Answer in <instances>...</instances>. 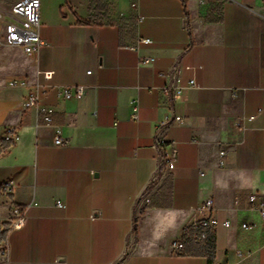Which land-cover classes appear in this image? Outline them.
<instances>
[{
    "label": "crops",
    "instance_id": "crops-1",
    "mask_svg": "<svg viewBox=\"0 0 264 264\" xmlns=\"http://www.w3.org/2000/svg\"><path fill=\"white\" fill-rule=\"evenodd\" d=\"M53 2L41 13L39 56L21 50L26 65L0 69V139L17 132L0 155V185L14 184L11 197L0 194V221L11 203L32 205L0 264H209L172 248L207 216L199 208L208 199L219 221L213 264H264V220L247 203L264 194V0H114L112 10L109 0ZM1 39L0 55L19 57ZM176 67L197 86L174 101L163 87ZM37 72L54 73L43 98L55 110L51 125L24 108L46 83ZM17 78L28 87L8 88ZM65 86L86 94L64 100ZM169 113L184 119L162 132L176 166L149 188L157 124Z\"/></svg>",
    "mask_w": 264,
    "mask_h": 264
},
{
    "label": "built area",
    "instance_id": "built-area-1",
    "mask_svg": "<svg viewBox=\"0 0 264 264\" xmlns=\"http://www.w3.org/2000/svg\"><path fill=\"white\" fill-rule=\"evenodd\" d=\"M41 5L42 0H18L9 12L0 11V23L4 27L3 41L6 46L10 48H17L23 51L24 54L30 57L37 58L43 47L46 46L44 41L40 36L41 27ZM135 8L136 5L134 4ZM152 42L148 39L142 40L141 45H149ZM154 58H146L142 64L153 63ZM186 70H191L190 67L185 68ZM180 67L174 68L172 72L166 75L167 84L163 87V91L170 95L174 101L179 100L184 93L190 89L197 86L195 79H190L186 84L183 83V74ZM38 77H42L45 84L36 83L32 89L29 91L27 97L24 101L25 109H34L41 116L42 121L46 125H51L53 123V116L55 110L49 106H46L43 102V98L52 89L47 83L51 82L54 76L53 72H37ZM8 88H27L29 82L27 78H17L10 80L8 83ZM60 96L64 100L80 99L86 94V87L84 86H65L59 91ZM137 105L134 107V120H138L136 114ZM255 117L250 118L253 120ZM184 121L183 117L169 113L164 117V119L157 124L158 134L156 137L155 149L158 152V168L152 177L149 188H151L159 179L161 174L173 171L176 166V147L175 143L168 142L162 137V132L164 129L169 127L174 123H182ZM17 138V132L15 130H9L6 133L5 140L15 142ZM55 146L61 147L65 144V141L57 131L55 136ZM226 156V151L222 150L220 152V166L224 165V157ZM14 192V184L11 181H7L0 185V194L4 197H11ZM248 210L259 216L264 220V194L260 195L258 193H250L247 197ZM57 206L63 208L61 202H57ZM32 207V205L19 206L11 203V218L7 222L0 221V260H5L9 255V243L8 237L14 231H19L24 228L26 224L27 212ZM199 211L207 214L202 219L195 220L190 226L184 230L185 232L193 231L194 240L197 243L206 242L210 236H214L216 229L219 226V221L215 214L214 201L213 199H208L199 208ZM225 228H230V221H225L223 223ZM255 224L244 223L242 224V229L244 231H253L255 229ZM183 234V236H184ZM172 248L182 253L185 249L184 239L176 241L172 244Z\"/></svg>",
    "mask_w": 264,
    "mask_h": 264
},
{
    "label": "trees",
    "instance_id": "trees-1",
    "mask_svg": "<svg viewBox=\"0 0 264 264\" xmlns=\"http://www.w3.org/2000/svg\"><path fill=\"white\" fill-rule=\"evenodd\" d=\"M78 25L89 26L92 25V21L78 20ZM15 142L6 141L5 139H0V155L3 151L8 150L14 145ZM193 231H186L183 239L185 249L182 252L184 256H203L208 259L209 264H213L216 255V240L215 235L210 236L209 239L204 243H197L194 238Z\"/></svg>",
    "mask_w": 264,
    "mask_h": 264
},
{
    "label": "rangeland",
    "instance_id": "rangeland-1",
    "mask_svg": "<svg viewBox=\"0 0 264 264\" xmlns=\"http://www.w3.org/2000/svg\"><path fill=\"white\" fill-rule=\"evenodd\" d=\"M17 0H0V10L3 12H9L11 10V8L13 7V5L15 4ZM114 0H109V6H110V10H112L114 7ZM55 3L53 2V0H47V3H43L42 8H41V13L42 10L44 8H55ZM112 8V9H111ZM41 24H42V17H41ZM3 32H4V27L3 25L0 23V38L3 36ZM1 46L7 49H13L15 51H17V53L19 54V57H13V56H3L0 55V69H5V68H10L11 65L9 64H20V66H24L26 65V57L22 54L21 50L17 49V48H10L8 46H6L2 39H1ZM6 90V86L5 83H1L0 84V93L4 92ZM19 98V93L15 92L12 96H10V98L8 100H17ZM5 99L7 100V98L4 99H0V104H3L5 102Z\"/></svg>",
    "mask_w": 264,
    "mask_h": 264
}]
</instances>
